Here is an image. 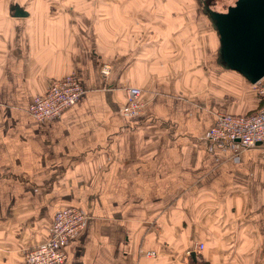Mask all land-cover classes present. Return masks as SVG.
<instances>
[{
  "label": "crops",
  "instance_id": "0c3cea01",
  "mask_svg": "<svg viewBox=\"0 0 264 264\" xmlns=\"http://www.w3.org/2000/svg\"><path fill=\"white\" fill-rule=\"evenodd\" d=\"M208 2L0 0V264L22 263L66 205L89 215L66 264H264V146L211 154L201 139L217 113L255 112L264 76L227 67ZM71 72L77 102L30 116Z\"/></svg>",
  "mask_w": 264,
  "mask_h": 264
},
{
  "label": "built area",
  "instance_id": "2783aa9c",
  "mask_svg": "<svg viewBox=\"0 0 264 264\" xmlns=\"http://www.w3.org/2000/svg\"><path fill=\"white\" fill-rule=\"evenodd\" d=\"M109 65L104 64L101 72L109 74ZM85 92L78 81L76 73L50 81L44 92L32 97L29 114L39 122L56 120L61 113L73 106ZM126 104L122 109L126 116L140 114L143 101L140 99L142 90L137 86L125 87ZM262 103L252 114L244 116L219 112L216 114L214 126L202 136L208 153L217 150L240 153L246 148L264 145V87L259 88ZM89 215L79 206L66 205L58 208L53 214L48 237L28 248L24 260L20 264H66L69 242L84 230ZM200 248L202 245L199 246ZM147 256H155L153 250L145 252Z\"/></svg>",
  "mask_w": 264,
  "mask_h": 264
},
{
  "label": "water",
  "instance_id": "95a60500",
  "mask_svg": "<svg viewBox=\"0 0 264 264\" xmlns=\"http://www.w3.org/2000/svg\"><path fill=\"white\" fill-rule=\"evenodd\" d=\"M210 15L224 63L257 83L264 76V0H236Z\"/></svg>",
  "mask_w": 264,
  "mask_h": 264
},
{
  "label": "rangeland",
  "instance_id": "374dc122",
  "mask_svg": "<svg viewBox=\"0 0 264 264\" xmlns=\"http://www.w3.org/2000/svg\"><path fill=\"white\" fill-rule=\"evenodd\" d=\"M225 2V0H209L208 4L210 6V9H223L224 6H223V3ZM179 6V5H177ZM192 8H195V6L192 4ZM188 16V15H187ZM197 14L195 15L194 13H191V16L189 18H187V20H191L192 21V24L193 26H198L195 28L194 32L190 33L191 35H195V36H198L199 33H201L204 29H203V25H200V19L197 20ZM65 76V75H64ZM61 78V77H60ZM57 80V79H56ZM262 103V96H261V102L260 104ZM259 104V105H260ZM254 113V112H253ZM252 114V113H250ZM59 119V118H58ZM57 120V119H56ZM206 146V145H205ZM257 146H260V145H257ZM261 146H264V145H261ZM247 149V148H246ZM245 149V150H246ZM207 150V149H206ZM242 152V151H241ZM202 245V247L200 248L199 246ZM204 247L203 244L201 243H198V242H194L193 244V247L192 249H196L198 248L199 250H202V248ZM190 249V250H192ZM155 252V251H154ZM187 255H190L189 251L185 252ZM232 254H226V256H231ZM233 261L230 259V262Z\"/></svg>",
  "mask_w": 264,
  "mask_h": 264
},
{
  "label": "trees",
  "instance_id": "16d2710c",
  "mask_svg": "<svg viewBox=\"0 0 264 264\" xmlns=\"http://www.w3.org/2000/svg\"><path fill=\"white\" fill-rule=\"evenodd\" d=\"M192 264H196L194 261H193V263Z\"/></svg>",
  "mask_w": 264,
  "mask_h": 264
}]
</instances>
